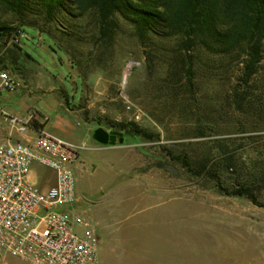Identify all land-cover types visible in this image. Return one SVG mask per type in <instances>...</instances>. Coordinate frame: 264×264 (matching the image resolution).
<instances>
[{"label": "rangeland", "instance_id": "374dc122", "mask_svg": "<svg viewBox=\"0 0 264 264\" xmlns=\"http://www.w3.org/2000/svg\"><path fill=\"white\" fill-rule=\"evenodd\" d=\"M69 21L0 8V59L20 83L2 107L81 146L74 210L96 231L100 263L264 264V56L247 80L245 46L142 39L122 18L103 39L94 13ZM108 122L136 123L154 139L102 145L91 132ZM35 136L0 114V145ZM203 167L217 177L196 175ZM32 175L40 186L53 178L39 166ZM242 187L258 205L227 193ZM0 264L31 263L0 251Z\"/></svg>", "mask_w": 264, "mask_h": 264}, {"label": "built area", "instance_id": "2783aa9c", "mask_svg": "<svg viewBox=\"0 0 264 264\" xmlns=\"http://www.w3.org/2000/svg\"><path fill=\"white\" fill-rule=\"evenodd\" d=\"M19 88L0 61V114L12 130L36 133L34 140L9 137L0 145V251L31 264H101L96 231L74 210L81 146L34 126L33 113L23 120L5 111L2 93ZM35 166L54 173L55 184L31 181Z\"/></svg>", "mask_w": 264, "mask_h": 264}, {"label": "trees", "instance_id": "16d2710c", "mask_svg": "<svg viewBox=\"0 0 264 264\" xmlns=\"http://www.w3.org/2000/svg\"><path fill=\"white\" fill-rule=\"evenodd\" d=\"M0 8L17 16L32 15L44 25L62 28L66 26V19L80 21L94 13L103 39L113 28L115 19L122 18L135 27L142 39L149 35L183 37L187 49L199 43L209 48L218 46L220 53H231L245 46L250 56L247 80L264 56V0H0ZM6 31L0 28L2 35ZM0 61L3 65L4 60ZM108 125L124 136L154 139L133 122H108ZM202 172L217 177L205 167L196 175ZM227 193L245 196L255 205L259 203L250 187Z\"/></svg>", "mask_w": 264, "mask_h": 264}, {"label": "water", "instance_id": "95a60500", "mask_svg": "<svg viewBox=\"0 0 264 264\" xmlns=\"http://www.w3.org/2000/svg\"><path fill=\"white\" fill-rule=\"evenodd\" d=\"M91 135L95 141L105 146H115L117 142L123 144L125 140L123 132H108L102 128L92 131Z\"/></svg>", "mask_w": 264, "mask_h": 264}, {"label": "crops", "instance_id": "0c3cea01", "mask_svg": "<svg viewBox=\"0 0 264 264\" xmlns=\"http://www.w3.org/2000/svg\"><path fill=\"white\" fill-rule=\"evenodd\" d=\"M45 129V128H44ZM36 137V136H35ZM35 139V138H34ZM34 139H30V140H34ZM25 141H29V140H25ZM78 163H77V167H76V169L78 168ZM52 173V172H51ZM53 174V178H51L50 177V185H54L55 184V182H56V178H55V175H54V173H52ZM33 175L31 176V181H33Z\"/></svg>", "mask_w": 264, "mask_h": 264}, {"label": "flooded vegetation", "instance_id": "af4514ba", "mask_svg": "<svg viewBox=\"0 0 264 264\" xmlns=\"http://www.w3.org/2000/svg\"><path fill=\"white\" fill-rule=\"evenodd\" d=\"M94 131H95V130H94ZM106 131H108V132H113V131H114V132H119V131L111 130V129H110V130H106ZM92 137H93V136H92ZM118 140H119V138H118ZM117 144H118V142H117Z\"/></svg>", "mask_w": 264, "mask_h": 264}]
</instances>
